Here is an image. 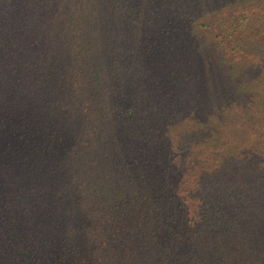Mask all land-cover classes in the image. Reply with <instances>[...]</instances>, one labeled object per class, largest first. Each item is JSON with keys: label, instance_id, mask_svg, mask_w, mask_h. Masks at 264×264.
<instances>
[{"label": "trees", "instance_id": "16d2710c", "mask_svg": "<svg viewBox=\"0 0 264 264\" xmlns=\"http://www.w3.org/2000/svg\"><path fill=\"white\" fill-rule=\"evenodd\" d=\"M0 264H264V0H0Z\"/></svg>", "mask_w": 264, "mask_h": 264}]
</instances>
